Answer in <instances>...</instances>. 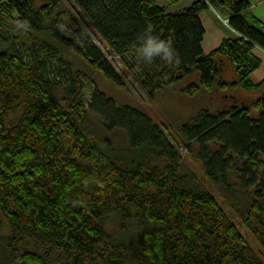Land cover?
Wrapping results in <instances>:
<instances>
[{
	"label": "trees",
	"instance_id": "1",
	"mask_svg": "<svg viewBox=\"0 0 264 264\" xmlns=\"http://www.w3.org/2000/svg\"><path fill=\"white\" fill-rule=\"evenodd\" d=\"M61 0H0V237L2 264H264L244 241L239 216L264 248V91L251 103L201 107L176 128L152 120L141 104L120 103L96 83L98 71L148 94L196 73L181 89H257L251 73L264 49V19L250 0H193L169 11L156 0H71L70 32L55 26ZM172 2V0H169ZM225 4L237 31L203 51L199 12ZM123 63L117 70L81 25ZM178 61L144 68L135 47L147 25ZM230 61L237 77L222 78ZM92 81L88 101L82 81ZM224 104H227L224 103ZM122 128L128 145L98 134ZM171 135L172 140L166 135ZM226 209L182 163L191 146ZM116 213L120 236L108 218Z\"/></svg>",
	"mask_w": 264,
	"mask_h": 264
},
{
	"label": "rangeland",
	"instance_id": "2",
	"mask_svg": "<svg viewBox=\"0 0 264 264\" xmlns=\"http://www.w3.org/2000/svg\"><path fill=\"white\" fill-rule=\"evenodd\" d=\"M163 0H157V2H162ZM251 11L261 18L264 19V0H250ZM186 0H180L177 4H184ZM59 9L62 10L56 18L53 20L55 26L59 28H65L66 32H70V28L67 25V15L65 10L71 8L74 10V5L71 0H61L59 3ZM215 10L207 11L205 8L201 9L203 11L201 15V20L204 25V34L201 40V45L203 51L207 52L215 47L223 37L234 36L235 32L230 30L224 17L228 16L230 10L227 5L216 3L214 4ZM81 25L87 28L89 35L92 37L94 42L101 48L104 55L112 63V65L119 71L122 70L123 63L120 57L114 53L97 35V33L92 30L88 25L84 23V17L79 14L78 17ZM255 52L260 56L261 61L259 66L251 73L252 78L260 79L264 76V51L260 47H254ZM91 76L95 79L96 83L109 95L113 96L116 101L123 103L129 102L134 104H141L152 120L162 126V122L167 123L170 127L176 128L181 122H183L190 114H193L196 110L201 107H206L209 109L223 108L227 107L233 102V96L239 97V100L244 99V101L251 103L257 95H260L264 91L263 86L257 89H244V88H223L219 84H216L213 88L207 89L201 86L195 93L188 94L183 92L181 87L190 79H196V73H191L185 75L183 79L176 82H169L163 84L159 88L153 91L152 95H148L139 85L135 79H132L131 74L127 75V83L125 85H120L115 83L113 80L106 78L98 71H90ZM222 78L225 80H233L237 77V72L234 65L230 61H225L223 64ZM83 95L88 101L92 93L93 82L84 79L82 81ZM227 104H224L226 103ZM89 122L96 128L98 134L108 135L113 144L118 148H126L128 145L127 137L124 129L115 127L112 130H105L100 125V119L94 114H90ZM166 132L165 128H163ZM166 135L172 140L171 135L166 132ZM180 150L182 154V163L184 166L196 170L198 180L201 184H204L207 190L212 192L217 200L226 208L222 196L215 184L211 181L209 177L203 171V166L200 159L196 154V143L191 142V146H185L183 143L180 145ZM230 216L238 229L241 231L244 241L248 243L256 252L257 256L264 262V248L260 242L255 238L251 231L244 225L237 214L233 212ZM107 227L111 232H114L120 236V226L118 224V215L116 213L112 214L108 218ZM6 227V219L0 212V237L4 236ZM0 264L1 256H0Z\"/></svg>",
	"mask_w": 264,
	"mask_h": 264
},
{
	"label": "clouds",
	"instance_id": "3",
	"mask_svg": "<svg viewBox=\"0 0 264 264\" xmlns=\"http://www.w3.org/2000/svg\"><path fill=\"white\" fill-rule=\"evenodd\" d=\"M135 47L137 62L144 68H149L157 62L165 65H174L178 61L176 51L153 34V28L149 24L138 38Z\"/></svg>",
	"mask_w": 264,
	"mask_h": 264
},
{
	"label": "crops",
	"instance_id": "4",
	"mask_svg": "<svg viewBox=\"0 0 264 264\" xmlns=\"http://www.w3.org/2000/svg\"><path fill=\"white\" fill-rule=\"evenodd\" d=\"M156 1H157V0H156ZM178 1H180V0H172V2H170L169 0H163L162 2H159V4L166 6L167 10H169V11H174V10H175V11H180V10H182L185 6H187L190 2H192L193 0H186V3H184V4H177ZM250 4H251V1H250ZM205 9H206L207 11H209V10H215L214 6L211 5L210 3H208V5H207V7H205ZM202 13H203V11H200V12H199L200 17H201V15H202ZM259 17H260V16H259ZM260 18H261V17H260ZM262 19H263V18H262ZM224 21L226 22V24L228 25V27H230L229 29H230V30H233V31L235 32V34H236L237 31H236L235 29H233V28L227 23V16L224 17ZM256 47H259V46L256 45ZM260 49H262V51H264L263 48L260 47ZM253 79H256V78H253ZM257 96H258V95H257ZM240 101L245 102V103H248V102L244 101V99H242V100H240Z\"/></svg>",
	"mask_w": 264,
	"mask_h": 264
}]
</instances>
